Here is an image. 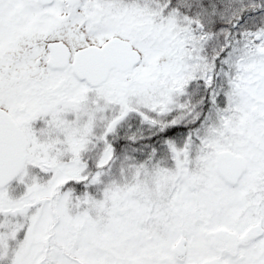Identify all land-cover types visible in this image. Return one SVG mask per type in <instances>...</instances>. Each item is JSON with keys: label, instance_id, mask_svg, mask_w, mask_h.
Wrapping results in <instances>:
<instances>
[{"label": "snow or ice", "instance_id": "snow-or-ice-1", "mask_svg": "<svg viewBox=\"0 0 264 264\" xmlns=\"http://www.w3.org/2000/svg\"><path fill=\"white\" fill-rule=\"evenodd\" d=\"M0 264H264V0H0Z\"/></svg>", "mask_w": 264, "mask_h": 264}]
</instances>
